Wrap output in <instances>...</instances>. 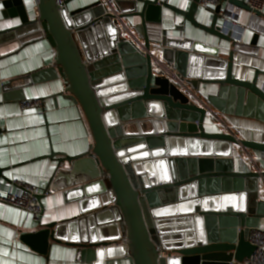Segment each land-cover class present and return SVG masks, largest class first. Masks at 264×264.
<instances>
[{"label":"water","instance_id":"obj_1","mask_svg":"<svg viewBox=\"0 0 264 264\" xmlns=\"http://www.w3.org/2000/svg\"><path fill=\"white\" fill-rule=\"evenodd\" d=\"M74 1L60 8L58 0H36L33 15L25 0L2 1L4 18L20 24L0 32V45L46 38L57 50L52 69L65 80L63 96L80 106L92 134L86 153L48 156L86 180L76 189L80 215L52 223L42 215L22 229V242L47 256L53 245L74 248L88 264H243L255 251L250 228L264 219V172H243L233 147L264 156V134L256 142L208 132L207 110L154 75L150 52L173 63L192 89L218 86L209 102L222 113L243 114L252 105L264 122V84L234 77L240 38L225 35L217 15L224 3L245 18L264 21V14L244 1L220 0L207 26L196 19L199 0L188 10L170 0H113L118 16L102 0L73 10ZM164 9L230 43L228 57L221 47L171 38L161 29ZM129 19L139 20L131 27L146 48L137 47L135 63L125 57L120 23ZM4 171L0 182H11Z\"/></svg>","mask_w":264,"mask_h":264},{"label":"crops","instance_id":"obj_2","mask_svg":"<svg viewBox=\"0 0 264 264\" xmlns=\"http://www.w3.org/2000/svg\"><path fill=\"white\" fill-rule=\"evenodd\" d=\"M2 1L4 0H0V32L9 35L7 31L18 26L20 20L4 18ZM25 1L33 15L36 0ZM96 1L75 0L70 6L74 10ZM170 4L180 5L186 10L189 8L188 5L183 7L182 0H170ZM214 14V10L199 8L196 19L202 25L209 26ZM248 21L250 26L243 32L239 41L240 48L234 53V77L246 82L256 79L258 85H262L264 21L255 17H249ZM124 22L131 27L139 23V20L129 19ZM161 29L169 31L168 35L177 42L191 40L212 48L221 47L223 55L228 57L230 43L195 28L170 10H163ZM133 32L138 36L135 30ZM126 38L128 45L125 47V57L130 63H135L139 57L138 46L130 38ZM57 57V50L44 37L29 42L5 41L0 45V167L5 169L4 176L11 181L1 179L0 189L8 188L13 181L42 189L49 188L50 195L42 200L44 223L78 217L80 207L76 189L86 185V180L78 179L70 166L65 164L59 169L56 161L48 158L51 151L75 157L89 151L92 144V134L80 106L63 96L65 80L57 77V72L52 69ZM7 85L8 89L4 88ZM194 91L232 125L238 139L256 142L262 140L264 122L255 116L257 110L254 106L242 107L243 114H225L209 102V97L218 96V86L202 85L199 90ZM33 99H41L43 107L29 111L27 115H20V102ZM220 103L223 107L224 103ZM206 120L208 132H222L212 125L210 115ZM245 150L243 147H233L238 163L237 158ZM259 192V200L264 202V179L259 180ZM35 224L36 220L31 215L0 205V264H88L81 261L80 252L74 248L53 245L48 256L30 249L22 242L21 231ZM260 226H264V219Z\"/></svg>","mask_w":264,"mask_h":264},{"label":"built area","instance_id":"obj_3","mask_svg":"<svg viewBox=\"0 0 264 264\" xmlns=\"http://www.w3.org/2000/svg\"><path fill=\"white\" fill-rule=\"evenodd\" d=\"M108 6L109 12L118 16L119 11L114 5L113 0H102ZM194 0H182L183 7L190 5ZM244 1L248 7L253 11H258L264 14V0H238ZM63 0H58L59 7L62 8ZM221 4L220 0H199L198 6L202 9L214 10ZM184 9V8H182ZM221 21L222 32L225 35H230L233 39L241 38L245 29L250 26L248 18H245V12L229 3H224L220 12L217 14ZM121 26L124 29L125 37L130 38L140 50L146 52L144 42L139 36L134 34V30L120 20ZM153 62V73L155 76L168 79L170 82L176 84L184 93L188 94L193 102L199 106L204 107L208 116L212 118V125L218 127L222 132L235 136V131L232 125L221 116L220 113L214 111L207 102H204L196 92L186 83L175 68L173 63L167 62L158 57L153 52H150ZM43 107L41 99L23 100L19 104L20 115H27L26 113L32 110H40ZM2 125L0 120V132ZM264 134V132H263ZM240 163V168L243 172L255 171L258 173L264 172V156L259 153H254L250 150H245L242 155L237 158ZM8 188L0 189V205L16 209L20 212L31 215L35 220H39L44 212V206L40 197H47L50 195L49 188L42 189L37 186L26 184L20 181H13ZM249 242L255 247V251L249 259H246L243 264H264V226L250 228L248 238ZM1 260V257H0Z\"/></svg>","mask_w":264,"mask_h":264}]
</instances>
